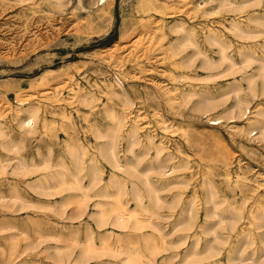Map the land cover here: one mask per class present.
I'll use <instances>...</instances> for the list:
<instances>
[{"label":"rangeland","instance_id":"rangeland-1","mask_svg":"<svg viewBox=\"0 0 264 264\" xmlns=\"http://www.w3.org/2000/svg\"><path fill=\"white\" fill-rule=\"evenodd\" d=\"M97 1L0 0V122L6 132L0 135V264H133L123 260L126 254L115 256L110 250L120 246L139 248L149 257L153 242L159 250L151 260L143 257L148 264H240L237 258L241 255L248 257L244 264H264V217L251 216V210L264 207V138L260 132L243 133L241 128L247 119L235 114L238 109L233 107L239 97L248 98L249 103L244 105L249 107L245 113L248 118L257 108H264L262 79L256 78L253 89L246 79L248 74L257 73L264 62V0H154L159 11L146 10L137 0H112L110 13L104 18L97 16ZM175 21L195 28L192 38L213 61L211 64H205L204 55L197 53L198 48L191 43L183 49L178 46L175 57L170 56L169 47L176 37L170 26ZM125 22L127 35L121 32ZM232 22L251 32L238 30ZM161 25H165L163 31ZM210 30L219 32L225 43L228 58L224 61L219 45L206 38ZM133 42L147 49L146 56L138 58L143 50L137 48L134 57L139 64L129 56ZM248 55L253 59H247ZM182 60L184 63H176ZM231 62L238 66L231 67ZM128 71H135L136 77ZM115 74L130 94L129 116L138 113L143 134L150 131L153 140H162L174 156L162 169L161 177L166 180L151 172L152 179H159L158 186L166 185L160 191L163 199L179 193L174 209L164 202L154 216L162 234L149 226L123 229L109 220L99 227L96 218L88 213L77 216L76 202L62 205L61 200L69 195L72 200L77 198L79 190L51 195V191L34 188L31 183L38 172L22 173V163H30L32 157L37 161L49 158L54 164L52 170L60 168L57 163L61 156L69 160L65 143L82 142L87 156H96L103 171L101 181L89 191L92 197L88 210L98 199L110 207L113 197L96 194L110 184L113 169L99 154V143L104 139L96 138L89 129L92 125L104 128L109 120L104 113H90L81 103L80 94L91 91L98 96L97 110L106 104L121 110L122 105L107 101L102 91L103 82L113 81ZM57 82L61 83L56 95L51 88ZM175 87L181 91L191 89L195 95L185 100L177 92L176 97L168 98L162 91ZM31 101H40L46 115V126H41L36 136L22 133L12 117L16 107H26ZM208 108L206 115L203 112ZM61 109L70 114L69 120L59 114ZM216 115L221 116V121L211 123ZM37 146L41 157L36 154ZM120 148L121 155L123 145ZM153 152L151 148L144 155L140 168ZM174 161L183 162V166L174 169ZM14 187L18 197L14 196ZM210 188L218 196L217 207L226 215V221L214 226V230L211 226L218 218L210 216L208 229L203 232L200 225L205 219ZM109 189L114 191L116 187L110 185ZM121 200L128 208L137 206L129 195ZM191 203L197 214L192 229L184 228L186 224L176 225L182 207ZM228 216L238 219L235 230L225 227ZM242 229L250 232L255 242L245 246L244 251L235 250V258L229 262L228 251L241 246L238 241ZM90 230L96 246L108 249L98 257L81 255ZM213 231L219 237L215 238ZM104 237L109 239L104 241ZM197 237L200 250L210 240L219 253L185 263V255Z\"/></svg>","mask_w":264,"mask_h":264},{"label":"bare ground","instance_id":"bare-ground-1","mask_svg":"<svg viewBox=\"0 0 264 264\" xmlns=\"http://www.w3.org/2000/svg\"><path fill=\"white\" fill-rule=\"evenodd\" d=\"M137 1L140 7H144L146 10H152V9L158 10V11L161 10L158 6H156V2H154V0H137ZM97 2H98L97 16L104 18L106 15L110 13V10H111L110 8L112 6V0H98ZM232 24L235 27H237L238 30L240 31L251 32L249 28H243L236 22H232ZM127 26L128 24L126 22L123 23L121 26V32H123L124 35L126 34ZM164 27L165 25L164 26L161 25L160 29L163 31ZM170 29L173 33H176L174 42L173 44H171V47H169L170 48L169 54L171 57H175V55L177 54L176 49L178 48V46L179 47L181 46L180 49H183L185 48V46L190 45L191 43L195 47L198 48L197 53H202L204 55L205 57L204 62L206 65L211 64L213 62L199 48L198 42L192 38L193 37L192 35L194 34V31H195L194 27L188 25V23L185 24L182 21H175V23L170 26ZM135 36L137 37V35ZM206 38L214 42L215 44L219 45L220 47L219 51L221 54L220 57L222 61H224L223 59L228 58V55L225 52V47H226L225 43L221 39V35L219 34V32L215 30H210L209 33L206 35ZM133 39L134 38H132V40ZM130 47H131V50L129 51V54H130L129 56L132 58V60H136L137 64H139L140 61L136 59V57H134L136 55L137 48H141V51L143 50L141 54L137 56L138 58L146 56L147 49L145 48V46L139 45V42H133L132 44H130ZM166 53L168 52L166 51ZM253 57L254 56L252 55H248L247 59H250V58L253 59ZM190 58L191 57H188L187 59H190ZM180 62L184 63L183 60L176 62V63L178 64ZM172 65H173V62H172ZM234 65L238 66V64L236 65L235 63L231 62V67H235ZM204 67H207V66H204ZM227 70L228 69H226L225 72H227ZM128 72H130L132 77H136L135 71H128ZM222 72L224 73V71ZM186 77H189V76L186 75ZM257 77H260L262 79V88H263V94H264V62H262V64L258 68L257 73H250L246 76L248 85L252 89L255 85V81ZM68 78L73 79V75L68 74ZM176 78L178 77L176 76ZM41 80L45 84L47 79L45 76H43ZM65 81L66 80H63V82ZM60 83L61 82H57V83H54V85H52L53 87L51 89H55L54 92L56 95L58 94V89H59L58 87ZM103 84H104V87L102 91L104 95L106 96L107 101L109 102L116 101L120 103L122 105L121 110L117 109L115 106H108L107 104L104 105L102 109L100 110L95 109L97 105V101L99 100V97L96 96L91 91H86L84 93H81L80 101L84 106H87L90 109L89 111L90 113L92 114L104 113L105 117L109 120V123L104 128H101L96 125L95 126L92 125L91 127H89V129L90 131L93 132L96 138L104 139V141L99 143L100 144L99 154L104 160H106L112 166V169H113L110 175V180H109L110 184L96 194V196H100V197H113L115 201L110 205V207L106 205V202H104L101 199H98L93 202L94 208L91 211L88 210L89 200H90V197H92L91 196L92 194L90 195L89 191L94 186L98 185V183L101 181L103 171H102V168L100 167L101 165L99 163V159H97L96 156H87V148L85 144H83L82 142L80 144H74L70 142L65 143L64 148L67 152L69 160H66L64 156H61V159L59 160V162L58 163L56 162L60 168L52 170L51 167L54 166V164L49 158L43 159L42 161H37L35 157H32L31 159L32 161L30 163L29 162L22 163V165L24 166V168L22 169V173L23 175H30V174L38 172L39 173L38 176L34 178L33 182L31 183L34 185V188L37 186L38 188L43 189V191L44 190L51 191L49 193L51 195H53L54 193H59L63 190H71V191L79 190L81 193L78 194L77 198H74V200H72V196L69 195L65 199L61 200L62 205L64 207H67L70 203L76 202L77 211H78L77 216L81 217L84 214L88 213L90 216H93L96 218V224L99 227L107 224L109 220V222L112 223L113 225L118 226L123 229L132 228L135 230H141L149 226V227H153V229H155L157 232H160L159 225L154 220V216L158 213V207L162 206L164 202H168L170 204L169 207L171 209H174L179 203V198H178L179 193L174 194L169 200L163 199V196L160 194V191L166 185L158 186L157 182L159 181V179L158 178L152 179L151 172L157 173V175H159V177L162 178V180H166V177H161L164 174L162 169L163 167H166V163L170 161L171 159H173L174 156L170 151L167 150L166 146L163 145L162 140L161 141L159 140V142H156L153 140L152 134L150 131H145V133L143 134L142 130L144 128H142L140 125L141 123H139L138 113L133 114L132 117H130L131 115L129 116V114L132 113V111H130V106H132V100H131L130 94L127 91V89L124 86H122L123 80L119 77V75L115 74L113 81L105 80ZM159 87L162 88V86H159ZM163 90H164V93L167 95V97L169 96L168 98L176 97L175 95L177 92H178L177 94H180L185 100H190L191 99L190 97L195 95V92L193 90L190 91L191 89L189 90L184 89V91H181L179 87H175L172 90L162 89V91ZM107 101L105 103H107ZM249 101L250 100L248 98L239 97L237 101L235 102V104L233 105L234 108L236 107L238 109V113L236 112L235 114H238L239 116H243V118L246 117L245 119H247L246 125L241 128V131H243V133H251V134H256L260 132L259 136L261 138H264V108H257L255 114L252 115L250 118H248V115H245V113L246 111H248L249 107L244 106V105L248 104ZM39 102L31 101V103L28 106L24 107L25 105L24 106L22 105V106L16 107L14 111H12V117L17 120L18 127L22 133L27 134V135L36 136V133L40 131V127L46 126V115L44 111L41 110V104ZM201 103L204 104L203 102ZM184 105H187V103ZM209 111L210 110L208 108V110H204L203 113L208 115ZM51 112L55 113L54 110H51ZM221 113L223 112L221 111ZM59 114L63 116L64 118H66L67 120L71 118L70 114L66 113L65 110L61 109V111H59ZM232 117H235V116H232ZM220 121H221V116L216 115L215 118H211V123H219ZM2 134H6V132L4 130L2 122H0V135ZM145 138H146V141L144 142ZM122 145H123L124 151L120 155V152L122 151L120 147ZM14 146H15V143H14ZM151 148H154V152L151 155L150 160L145 163L144 167L140 168L141 164H143L142 162L144 159V155L148 154ZM125 151L131 153L132 157L128 156ZM36 154H38L40 157L42 156L39 146H37ZM57 164L56 166H58ZM181 166H183V162L174 161L173 163L174 169L179 168ZM84 179H86L87 181H84ZM180 182H183V180L181 179ZM110 185L115 186L116 189L114 191H111L109 189ZM13 191L16 194L17 188L14 187ZM208 193H209V196L207 197V200L205 202L206 205L204 207L205 219L202 225H200L203 232H205L208 229L206 227L209 224L208 218L210 216H213V217L215 216L218 218L217 222L214 221V224H212L211 226V228H213L214 230H215L214 226H216L217 224L222 225L226 221V215L223 214L221 210L218 209L217 207L219 203V199L217 198L218 196L216 195L215 190L213 188H210ZM16 195L14 196L18 197V195L17 196ZM126 195H129L136 202L137 206L128 208L121 200L122 197ZM260 214H262L264 217V207L257 208L256 210H251V216L254 218H257L258 215ZM196 217H197V214L196 213L194 214L193 203L189 205H185L182 207L181 213L178 217L179 220L176 225L180 226L181 224L182 226V224L183 225L186 224L184 228L192 229V227L194 226V219ZM228 217H230V219L228 222H226L225 227H228L230 230H235L237 227L238 219L235 218L234 216H228ZM160 233L162 234V230ZM213 233L215 235V238L219 237L217 236L216 231H213ZM239 234H240V239L238 242H240L241 246H235L232 248V250L228 251V261L229 262L234 260L235 256H233V252L235 250L244 251L246 248L245 246L255 242V239L250 232H247V231L244 232V229H242V231L239 232ZM92 235H93L92 230H90L86 244L84 245L81 251L82 252L81 255L83 256L98 257L100 256L99 253H102L108 250L104 248L106 246L102 244L101 245L104 247L100 248L98 247L99 245L96 246L97 244H95V242L93 241ZM107 239H109V237H104V241ZM199 241H200V238L197 237V239L195 240V242L193 243L190 249V252H188L185 255V259H184L185 263L189 259H190V262L191 261H201L203 259H208L210 257L216 256V254L219 253V251L215 250V246L213 245V243L210 242V240L205 244L203 249L200 250ZM157 245L158 244L153 242L152 245L149 247L150 248L148 251L150 253L149 257L139 248L120 246V247H117V249H112L110 251H113V254L115 256L126 254V256H124L125 259L123 260H127L133 264H148L143 261V257L147 256L148 260L153 259L152 257H154L159 250V247ZM247 258L248 257H244L243 255H241V258L240 259L237 258V259L238 261L240 260V264H244ZM251 259H253L254 262H257V259H254V258H251ZM166 262L168 263V261ZM100 264H113V263H110L109 261H105V262H101Z\"/></svg>","mask_w":264,"mask_h":264}]
</instances>
